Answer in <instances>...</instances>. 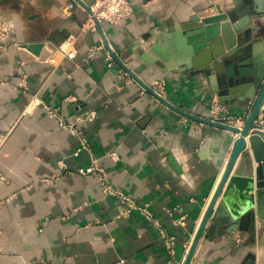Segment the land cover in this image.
<instances>
[{
  "label": "crops",
  "instance_id": "crops-1",
  "mask_svg": "<svg viewBox=\"0 0 264 264\" xmlns=\"http://www.w3.org/2000/svg\"><path fill=\"white\" fill-rule=\"evenodd\" d=\"M130 1L131 18L101 22L93 33L83 30L90 11L76 0H0L12 27L10 50L0 56V264H183L187 257L239 138L232 135L226 153L222 129L187 115L205 119L209 103L221 99L249 116L255 104L219 96L212 41L189 26L196 16L236 9L242 29L261 40L264 15L251 21L248 0ZM95 45L102 49L89 60ZM22 70L28 93L19 89ZM161 80L174 109L143 94ZM33 96L42 104L30 109ZM45 105L60 116L48 117ZM95 160L109 186L148 206L175 238L173 255L140 212L121 216L124 206L103 193L97 174H78ZM258 166L247 137L191 264H264Z\"/></svg>",
  "mask_w": 264,
  "mask_h": 264
},
{
  "label": "water",
  "instance_id": "water-1",
  "mask_svg": "<svg viewBox=\"0 0 264 264\" xmlns=\"http://www.w3.org/2000/svg\"><path fill=\"white\" fill-rule=\"evenodd\" d=\"M76 1L89 9L82 0ZM246 2H248L247 5L251 6V8L246 10L245 15L251 21L258 16L264 15V11L258 10V5L262 3L261 1L248 0ZM241 12L235 9L227 10L211 17L196 16L192 19L189 26V29L198 33L201 41H212L213 55L210 62V70L211 72L216 71L219 81L223 83L219 96L231 100L239 97L243 101H254L255 104L243 129L187 115V117L193 120L222 129L224 131L223 142L227 149L226 153H228L229 147L233 142L232 135H239V138L233 143L228 165L209 203L183 264H191L196 248L231 171L239 156L246 149L247 137H250L252 152L259 164L257 175L260 178V184L264 187V132L253 130L259 112L262 109L264 110V39H253L252 30L242 29L240 25L242 22L240 23L239 21L241 19L239 18ZM222 41L224 45L221 47L220 43ZM237 45H239L238 50H236ZM240 51L243 52L241 55L238 54ZM213 62L215 64H212ZM222 68H224V71L220 70ZM144 87L154 94L150 87L145 85ZM161 102L173 108L166 100L161 99Z\"/></svg>",
  "mask_w": 264,
  "mask_h": 264
},
{
  "label": "built area",
  "instance_id": "built-area-1",
  "mask_svg": "<svg viewBox=\"0 0 264 264\" xmlns=\"http://www.w3.org/2000/svg\"><path fill=\"white\" fill-rule=\"evenodd\" d=\"M72 7L71 5L69 8ZM89 18L84 25V31H90L93 33H98V24L101 22H108L110 24H119L129 18L134 14V8L130 0H96L89 6ZM12 32L11 25L5 20L3 14L0 12V56L7 55L10 50V35ZM102 49V46L95 45L88 51L87 59L91 60L95 57L96 53ZM69 59L75 58L73 52L67 55ZM108 65H114V59L111 56L107 57ZM21 82L19 84V89L23 93H28L30 91V84L28 80V75L25 71L20 72ZM118 77L126 83L131 82L129 74L120 69L118 72ZM154 92V95L158 100H166V84L163 80L157 81L153 86L150 87ZM148 91L146 88L143 91L145 94ZM41 101L37 96H33L29 102L28 108H34L37 105H41ZM48 117L57 118L60 116L59 108L44 106ZM95 114L90 115V119H93ZM249 116L244 114H233L229 110L228 106L221 100H213L208 105L206 120L225 124L231 127L243 129L247 123ZM78 119V118H77ZM64 128L72 129L71 132L76 135L79 132L73 129L72 126H66L64 122L60 123ZM254 131L264 132V110L262 109L254 123ZM83 147H87V143L83 141ZM113 158L116 159V155L113 154ZM62 168H65L62 167ZM80 175L97 174L99 182L103 193L106 196L115 198L121 206H124V210L121 216H127L133 211L140 212L145 220L154 224L162 236L163 242L169 254H174L175 238L171 236L167 230L161 225L160 221L155 218L148 206L139 205L133 199L125 195L122 191L113 188L108 185L106 172L104 169L100 168L95 160L93 164L85 169H80L78 171ZM5 177L0 172V183L5 182ZM13 198H8L7 201H11ZM184 222V218L175 220L176 225H181Z\"/></svg>",
  "mask_w": 264,
  "mask_h": 264
}]
</instances>
